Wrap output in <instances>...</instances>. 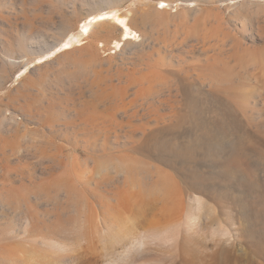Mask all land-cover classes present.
Wrapping results in <instances>:
<instances>
[{"label":"rangeland","instance_id":"374dc122","mask_svg":"<svg viewBox=\"0 0 264 264\" xmlns=\"http://www.w3.org/2000/svg\"><path fill=\"white\" fill-rule=\"evenodd\" d=\"M83 1L0 0L1 245L264 264V0ZM97 9L132 44L81 36Z\"/></svg>","mask_w":264,"mask_h":264},{"label":"bare ground","instance_id":"6f19581e","mask_svg":"<svg viewBox=\"0 0 264 264\" xmlns=\"http://www.w3.org/2000/svg\"><path fill=\"white\" fill-rule=\"evenodd\" d=\"M102 1H105L106 2L107 0H102ZM148 1H152V0H148ZM222 1H226V0H217V2H222ZM83 2L86 3L87 1L84 0ZM248 3L249 2H245V1L244 2H240V3H237L236 5H234V7L241 8V7L245 6V5H247ZM162 4L164 5V7H161ZM170 4L171 3H169L166 0H161V1L155 2L153 5L149 2L148 5H149V7L152 5V7L157 12H160V11L161 12H164L166 10V8ZM90 5H92V6L93 5H97V3L90 2ZM221 6H223V5H221ZM221 6H219V7H221ZM224 6H225V4H224ZM109 13H111V12H109ZM104 15L105 14L102 13L100 9H97L96 10V15H94V16L92 14H87L86 17H85V19H87V18H89L91 16H93V18L88 23H84L83 24V27H81L82 28L80 30L81 36H84L85 38H89L91 35L94 34L93 33L94 29H96L95 30V34L99 35V34L104 33L105 34V39L107 40L108 38L111 39L112 33L115 32L118 39H116V40L115 39H111L108 42L104 40L105 43L107 45H109V46L111 44H114V48L115 49H119L120 48V50H123L124 47L127 48L128 47V44L131 43V42L128 41L129 38L131 36H135V34H136L135 29L132 26V20H133L132 16L129 17L127 14H125V15H114L108 22H102V21H105L106 20L105 17H104ZM99 17H104V18L103 19H99ZM71 43H72L71 40L70 41H66L64 43L62 42V43L59 44L60 45L59 47L61 49H67L68 47H70ZM97 43H100V41H98ZM121 43H123L122 46H120ZM220 233H221V231H220ZM3 238H4V236H0V264H39L40 263V262L36 261V256L37 255L34 253V250L32 249L33 247L31 249H29V250H26L23 247H15L13 245L8 246V245H4L3 243H2L3 245H1V240ZM119 238L114 240L115 243H119L121 241V239H119ZM44 245H47V243L46 244L44 243ZM55 246H57V245H55ZM134 247H135L134 245L129 246L127 248L125 247L126 249H124L121 253H119L118 256H116L113 261L108 262V263H105V264H121L126 259L124 256H126V254L128 252L133 251L134 250L133 249ZM141 247H142V245H141ZM60 249H62V248H60ZM138 250H140V249H138ZM52 263L53 262H51V264Z\"/></svg>","mask_w":264,"mask_h":264},{"label":"snow or ice","instance_id":"6c2138e0","mask_svg":"<svg viewBox=\"0 0 264 264\" xmlns=\"http://www.w3.org/2000/svg\"><path fill=\"white\" fill-rule=\"evenodd\" d=\"M161 7H164V5L162 4ZM104 17H99V19H103Z\"/></svg>","mask_w":264,"mask_h":264}]
</instances>
